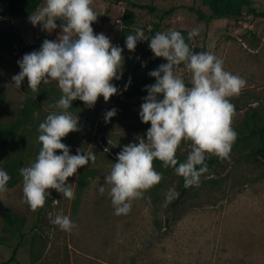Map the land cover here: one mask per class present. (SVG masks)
<instances>
[{"label":"rangeland","instance_id":"obj_1","mask_svg":"<svg viewBox=\"0 0 264 264\" xmlns=\"http://www.w3.org/2000/svg\"><path fill=\"white\" fill-rule=\"evenodd\" d=\"M6 3L0 0V128L18 117L27 97L36 98L41 106L34 113L36 126H28L26 135L15 144L25 145L22 168L35 162L42 147L39 124L59 111L51 106L62 93L55 81L42 83L33 92L27 78L17 89L12 77L20 72L17 61L38 51L45 39L56 40L61 29L42 31L30 23V15L6 18L1 14ZM251 3L254 11L264 12V0ZM138 4L149 5L153 11L134 6ZM44 5L42 0L39 8ZM91 7L97 14L94 33L105 34L113 45L124 49L123 75L113 81L119 93L108 102L101 96L89 108L82 101H73L68 111L79 117V130L62 138V143L70 147L72 155L82 149L94 153L96 159L68 178L74 190L71 200L50 189L45 205L33 211L24 200L21 174L14 186L0 192V264H17L6 262L18 244V234L10 236L4 230L5 210L23 221L25 237L16 254L20 264H264V159L251 156L264 145L260 132L264 130V16L246 11L240 20L200 21L189 7L209 14L203 0H92ZM170 8L173 10L161 17ZM127 11L135 17L128 27L123 24ZM152 27L158 32L179 31L194 52L204 49L214 54L223 60L226 71L246 81L240 94L229 98L235 106L232 127L237 139L229 157L219 158L213 169L203 173L199 184L179 204L166 203L170 189L178 194L177 174L154 168L162 174L160 183L134 200L128 214L115 215L110 188L105 185L104 194L98 188L117 153L138 142L137 137L146 138L151 125L139 118L148 94L145 86L155 83L149 72L167 63L163 58L143 57L147 41L129 51L125 40L137 28L145 33ZM194 28L199 35L189 41L188 33ZM27 45L31 48L26 49ZM177 74L191 87L190 70L182 64ZM129 79L131 84L124 91ZM113 108L117 114L105 122V113ZM252 130L259 132L251 134ZM190 151L191 142L182 141L176 153L187 158ZM57 154H61L59 150ZM7 160V156L0 159V168L4 169ZM85 178L87 185L79 192ZM60 212L76 225L71 232L51 223Z\"/></svg>","mask_w":264,"mask_h":264},{"label":"clouds","instance_id":"obj_2","mask_svg":"<svg viewBox=\"0 0 264 264\" xmlns=\"http://www.w3.org/2000/svg\"><path fill=\"white\" fill-rule=\"evenodd\" d=\"M91 4L92 0H45L29 21L42 31L51 33L59 27L61 32L56 40L45 39L38 51L17 61L20 72L12 77L17 89L27 78L33 92L42 83L55 81L62 93L51 106L59 111H53L39 124L42 147L35 162L20 169L24 200L33 211L45 205L50 189L73 199L68 178L96 159L94 153L82 149L72 155L70 147L62 143V138L79 130V117L68 111L73 101H82L91 108L99 97L108 102L119 93L113 81L122 78L124 49L113 45L105 34L94 33L92 24L97 14ZM57 20L61 21L59 25ZM198 35L199 29L194 28L187 39L191 41ZM142 41H150L154 57L167 63L149 72L155 83L145 86L148 94L143 98L139 118L151 125L146 138L137 137L138 142L129 143L117 153L116 162L98 188L100 194H104L105 185L110 188L115 215L128 214L134 200L143 198L147 190L160 183L162 174L154 169V160L162 161L165 168L173 167L187 188L198 185L201 175L208 171V156L227 159L237 139L232 127L235 106L229 98L238 96L246 87L243 78L224 69L222 59L210 52H194L179 31L158 32L149 38L137 28L134 35H127L125 47L135 51ZM182 64L191 72V87L177 74ZM130 84L131 79L124 91ZM116 114L115 108L108 110L105 122ZM182 141L191 142V151L186 161L177 166L176 152ZM58 150L61 154H57ZM10 179L7 171L0 168V192L7 190ZM176 195L170 189L166 203ZM51 223L66 232L76 227L62 212Z\"/></svg>","mask_w":264,"mask_h":264},{"label":"trees","instance_id":"obj_3","mask_svg":"<svg viewBox=\"0 0 264 264\" xmlns=\"http://www.w3.org/2000/svg\"><path fill=\"white\" fill-rule=\"evenodd\" d=\"M42 0H7L6 6L1 10L2 16L6 18H18V17H27L35 12L41 3ZM203 3L208 7L209 14H205L200 11V9H195L193 7H189V10L196 13L197 19L200 21H210L212 19H218L222 17H235L236 20H240L246 11L253 12L255 14H260L264 16L263 13H257L251 7L252 3L251 0H203ZM139 8H145L149 11H153V7L149 5H134ZM173 8L164 11L161 15L165 16L168 15ZM135 22V17L133 13L127 11L123 17V24L124 26H132ZM146 36L149 38L153 37L157 31V27H152L148 31H145ZM150 41H147V49L146 52L143 54V57H154V54L151 52L149 48ZM26 49H30L31 45H27ZM201 52H205L204 49L199 50ZM39 101L29 96L24 102V105L19 111L18 117L6 124L5 126L0 128V159L2 157H8V160L4 163V169L10 175L11 179L8 181L7 186L11 187L14 186L20 179V169L23 160V149L25 145H21L16 147V141L18 138H22L26 135V130L28 126L35 125L38 122L34 123V113L35 111H40L41 106L38 104ZM253 113L251 117H254ZM38 120V119H37ZM35 128V127H34ZM259 131L252 130L251 134H255ZM264 135V130L260 131ZM253 160H256L258 156L264 159V145L256 148L251 154ZM176 158L178 160V165L180 162L186 161L187 158H184L176 153ZM219 158L216 156H208L206 159V164L208 170L213 169L218 164ZM153 167L157 168L159 171L162 172H171L175 173L173 167L165 168L163 166V162L159 159L153 161ZM178 176L177 180V188H178V195L174 196L169 204L171 206H175L182 202V200L186 197L188 192L192 189L191 187L184 186V178L182 176ZM87 179L85 178L79 187V192H81L85 186L87 185ZM3 221H4V230L10 234V236H15L18 234V244L12 250V254L10 258L6 262H16L20 264L16 260V254L18 251L19 246L23 242V238L25 237L24 232L22 231L23 228V221L18 219L15 215H13L10 211L5 210L3 212Z\"/></svg>","mask_w":264,"mask_h":264}]
</instances>
